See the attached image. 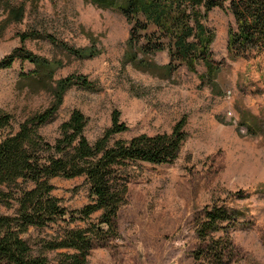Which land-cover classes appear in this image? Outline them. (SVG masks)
Instances as JSON below:
<instances>
[{
  "label": "rangeland",
  "instance_id": "rangeland-1",
  "mask_svg": "<svg viewBox=\"0 0 264 264\" xmlns=\"http://www.w3.org/2000/svg\"><path fill=\"white\" fill-rule=\"evenodd\" d=\"M7 6H22V19L8 21ZM204 22L214 35L211 56L221 68L213 88L201 83L202 62L195 71L179 64L165 78L157 69L144 71L128 62L130 25L116 10L85 0H0V60L24 48L53 64L50 76L51 66L39 68L28 60L0 68V109L12 116V131L47 108L53 102L50 86L69 75L84 76L92 88L76 84L63 93L53 119L38 129L51 143L74 109L86 117L90 142L111 125L114 111L126 130L113 140L170 133L185 118L187 137L172 162L128 165L127 200L118 212L120 237L92 250L88 264H208L200 257L195 225L199 210L214 204L235 212L213 234L227 243L231 259L224 264H264V62L228 54L227 30L234 18L226 8L212 9ZM23 34L29 36L22 41ZM63 45L97 53L80 58ZM150 59L159 65L170 61L167 50ZM50 182L52 195L69 210L90 200L83 177ZM14 209L0 205L2 214ZM46 232L29 227L21 237L37 253ZM56 253L43 252L49 264H56Z\"/></svg>",
  "mask_w": 264,
  "mask_h": 264
},
{
  "label": "trees",
  "instance_id": "trees-1",
  "mask_svg": "<svg viewBox=\"0 0 264 264\" xmlns=\"http://www.w3.org/2000/svg\"><path fill=\"white\" fill-rule=\"evenodd\" d=\"M85 1L120 12L130 25L127 61L144 71L157 69L163 78L171 76L179 64L184 63L195 71L196 63L202 62L205 71L199 75L201 83L215 86L220 62L211 56L214 35L204 21L216 7L226 8L234 18V24L227 30L228 54L232 58L264 62V0ZM6 9L8 21L22 19V6ZM28 36L23 34L22 41ZM63 46L80 58L97 53L95 48ZM162 50H167L170 61L159 65L150 55ZM15 59L28 60L39 68L51 66L47 71L49 76L53 70L52 63L24 48H15L2 58L0 68L9 67ZM76 84L92 88L84 76L69 75L57 80L50 86L53 102L25 118L15 131H12V116L0 109V205L7 208L15 205L12 214L0 213V264H49L44 250L57 251L56 264H88L87 257L92 250L109 246L120 237L118 212L127 200L128 165L136 161L172 162L187 137L185 118H180L170 133L113 140L114 134L126 130L118 112L114 111L111 125L90 142L84 134L86 117L74 109L60 124L59 136L51 143L38 129L53 119L63 93ZM53 177H83L89 202L78 209H67L51 193ZM28 183L33 186L27 187ZM96 211H100L99 215L91 220ZM234 216L230 208L218 204L199 210L195 232L201 240L200 257L208 264H224L231 259L225 239L213 234L220 230L221 222ZM72 224L76 225L72 227ZM29 227L50 230L38 239L37 253L21 237Z\"/></svg>",
  "mask_w": 264,
  "mask_h": 264
}]
</instances>
